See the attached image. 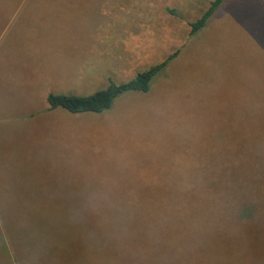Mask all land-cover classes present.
Returning a JSON list of instances; mask_svg holds the SVG:
<instances>
[{"label": "rangeland", "instance_id": "obj_1", "mask_svg": "<svg viewBox=\"0 0 264 264\" xmlns=\"http://www.w3.org/2000/svg\"><path fill=\"white\" fill-rule=\"evenodd\" d=\"M214 1L0 0V264H136L102 205L264 172V0H225L192 35ZM176 52L109 111L50 110V94L88 96ZM199 212L167 216L164 264H264V212L229 234Z\"/></svg>", "mask_w": 264, "mask_h": 264}, {"label": "trees", "instance_id": "obj_2", "mask_svg": "<svg viewBox=\"0 0 264 264\" xmlns=\"http://www.w3.org/2000/svg\"><path fill=\"white\" fill-rule=\"evenodd\" d=\"M224 1L215 0L202 18L191 25L192 35L197 34L206 27ZM178 54L179 52H176L161 64L139 72L128 82L117 84L109 80L108 87L88 96L50 94L47 98L50 110L63 109L74 115L102 114L109 111L117 99L124 94L149 92L154 79L163 72ZM220 175L223 179L219 178ZM235 175L231 173H213L200 176L198 186L195 188H182L180 190V200L173 204L119 203L102 205V222L104 224V220L107 219L108 228H111V232H115L117 248L119 251H129L132 256L131 261L136 264H164V256L167 250H165L159 239L161 238L163 241L171 240L170 229L164 225L169 214L175 213L184 216L199 208L200 212L197 215H203L202 211H205V215L210 216L212 220H215L214 222L220 225V228L226 230L229 234L235 229L228 230L225 227H229L231 224L229 220L234 215L251 219L256 215L260 217L261 213L264 212V172L254 173L253 175H259V177H252L247 182L249 185L246 187H239L238 182L251 175L246 173L238 181L233 179L237 177ZM219 180L223 181V185H219ZM229 183L240 189L236 191V195L228 194L227 186ZM255 219V221L252 220L254 221L253 224L257 221V217ZM253 224L247 222L249 227L247 228L246 225L240 233H246ZM148 240L150 241L147 242ZM169 243L171 244L165 246L170 248L174 246L171 241ZM146 248H148V251H146ZM161 255H163V258Z\"/></svg>", "mask_w": 264, "mask_h": 264}, {"label": "crops", "instance_id": "obj_3", "mask_svg": "<svg viewBox=\"0 0 264 264\" xmlns=\"http://www.w3.org/2000/svg\"><path fill=\"white\" fill-rule=\"evenodd\" d=\"M23 2H24V0H21V3L20 4H23ZM48 3H50V2H48Z\"/></svg>", "mask_w": 264, "mask_h": 264}]
</instances>
